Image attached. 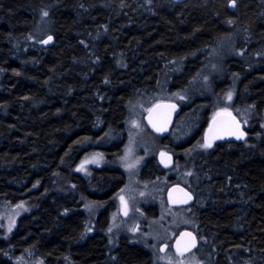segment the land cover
Listing matches in <instances>:
<instances>
[{"label":"trees","instance_id":"trees-1","mask_svg":"<svg viewBox=\"0 0 264 264\" xmlns=\"http://www.w3.org/2000/svg\"><path fill=\"white\" fill-rule=\"evenodd\" d=\"M229 4L0 0V207L33 205L10 232L0 225V264H17L29 252L43 264L152 263L143 245L106 233L107 208L95 213L87 232L90 214L80 195L109 199L123 180L120 169L94 168L86 179L76 167L91 148L119 152L133 94L154 93L170 63V89L189 95L176 100L181 112L158 138L173 152L174 166L190 167L186 184L180 183L195 196L189 206L199 239L193 256L201 264H264V137L217 142L182 159L202 143L211 111L210 94L196 86L190 91L201 51L225 38L231 25L244 32L237 40L241 52L227 59L211 87L224 92L236 77L234 105L246 102L257 114L264 109V0H236L235 9ZM47 35L53 43L41 46ZM164 171L156 157L141 167L143 180ZM65 180L73 191L54 188ZM146 211L154 216L156 207Z\"/></svg>","mask_w":264,"mask_h":264},{"label":"rangeland","instance_id":"rangeland-1","mask_svg":"<svg viewBox=\"0 0 264 264\" xmlns=\"http://www.w3.org/2000/svg\"><path fill=\"white\" fill-rule=\"evenodd\" d=\"M243 33L238 26L231 25L225 38L216 41L212 46L201 51L203 55L202 68L192 78L193 80L189 84L191 87L190 91H194L193 88L198 87L201 88L200 91L202 92L204 89L206 91L204 92L205 94H210L211 111L208 120L218 112H230L236 115L246 128L250 129L251 137H264V127H262L264 125V109L257 114L254 106L248 105L246 102L238 106L234 105L233 98L237 87L236 77H232L230 86L224 92H218V89L214 90L210 84L215 77L221 76L225 72V61L232 56H238L241 52L237 47V40L243 36ZM33 37L34 34L30 36V39ZM170 64L161 73L157 89L155 92L153 91L154 93L135 92L133 94L128 106L127 138L120 152L107 157L97 149L91 148L84 154L76 167V171H78L77 169H81L83 165V168L78 172L84 174L86 179L90 177L92 167L120 169L124 173L126 182L124 181L125 183L120 187L119 191L107 200L93 201L84 198L82 195H80V198L84 208L90 214V224L87 232L94 229L92 223L94 222L95 213H99L111 205L114 208L108 211L109 220L106 233L114 241H117L120 236H125L131 242L143 245L152 254L151 264H201L198 258L193 255H181L175 251H170L172 250L170 248L171 240L178 231L185 227L194 231L197 228V221L193 217L190 207H169L165 200L166 190L175 181L174 179L186 184L190 167L184 162L176 163L171 170L151 180H143L139 174L146 159L156 157L159 152L168 150L164 145L160 144L158 136L153 134L146 126L143 118L144 114L154 102L161 98H171V100L176 101L184 99L187 94L189 95L186 90L176 89L173 91L170 89L169 84L175 70L174 63ZM229 92L232 93L231 101L227 99ZM202 95L204 94L202 93ZM256 127L257 129L254 133ZM252 131L253 133H251ZM179 137L181 136L179 135ZM205 140L204 132L202 143ZM202 143L184 151L182 159L188 161L194 150L199 151V148H202L200 147ZM171 175L174 177V179L172 177L173 181L169 180ZM56 182L57 185H54V188L63 185L60 188L73 191L66 180L62 183ZM17 205H22V207H17ZM32 206V203L28 200L18 204L1 206V227L6 232H10L18 216L28 211L29 208L31 209ZM150 206L156 207L154 216H150L145 210V207ZM125 211L127 215H125ZM9 228H11L10 231ZM163 243L168 245V251L163 252L159 249V245ZM16 261L17 264H43L30 252L22 254Z\"/></svg>","mask_w":264,"mask_h":264},{"label":"water","instance_id":"water-1","mask_svg":"<svg viewBox=\"0 0 264 264\" xmlns=\"http://www.w3.org/2000/svg\"><path fill=\"white\" fill-rule=\"evenodd\" d=\"M175 2H179L182 0H173ZM231 9H235V7H230ZM49 36L47 35L43 37L40 40L41 46H48L53 43V36L52 41L48 44L42 43V41L46 40ZM172 106H175L174 108ZM152 109V112L150 113L148 110ZM146 113L144 114V122L147 125V127L150 129V131L155 134L158 137H164L172 128L175 118L179 115L181 112V105L174 100H158L154 104H152ZM220 115H214L216 116V121L213 123V118L211 119L206 131H205V137L206 139H212L214 135H221L223 136V139H214L213 141H226V140H236V141H243L248 137V132L244 128V125L242 121L239 120V118L231 113V116H229L227 113L230 112H219ZM213 116V117H214ZM233 117H235V120H233ZM155 125V127H154ZM213 126L212 132L209 131V126ZM238 127V131H237ZM158 128H162V131H158ZM236 132L239 134V132L244 133V139H236L234 135H231L230 133ZM161 153H164L165 155L162 156ZM170 158V159H169ZM157 160L160 166L167 170L172 168L174 164V156L169 151H161L157 154ZM183 191H180V190ZM185 193H188L192 196V200H190L187 204L182 203L186 197ZM166 201L169 206L173 207H179V206H188L191 205L195 201V196L193 192L186 187L183 184H172L170 185L166 190ZM190 233L191 235H187ZM193 237L195 238V247H192L193 243ZM198 245V237L194 231L191 229H183L179 232V234L176 236L174 242H173V248L177 252L184 251V253H187L191 250H194ZM179 249V251H178ZM185 249H190L185 251Z\"/></svg>","mask_w":264,"mask_h":264},{"label":"flooded vegetation","instance_id":"flooded-vegetation-1","mask_svg":"<svg viewBox=\"0 0 264 264\" xmlns=\"http://www.w3.org/2000/svg\"><path fill=\"white\" fill-rule=\"evenodd\" d=\"M226 62V61H225ZM217 88H215V90H216ZM219 113V112H218ZM217 114V113H216ZM215 114V115H216ZM214 116V115H213ZM213 116H211V118L208 120V122H207V125H206V127H205V130H204V132L206 131V129H207V127H208V125H209V123H210V121H211V119L213 118ZM144 118V117H143ZM176 119V118H175ZM145 123V122H144ZM174 125V124H173ZM147 126V125H146ZM173 127V126H172ZM244 128L247 130V132H248V137L245 139V140H243V141H236V140H226V141H213V146L217 143V142H238V143H244V142H246L248 139H249V137H251L250 136V129H248V128H246L245 126H244ZM172 129V128H171ZM171 129H170V131H171ZM150 130V129H149ZM252 133V132H251ZM168 135V134H167ZM165 137V136H164ZM159 138H163V137H159ZM125 143V142H124ZM124 143H121V144H119L120 146H119V152H120V150H121V147L124 145ZM164 151H169V150H164ZM119 152H117V153H111L110 155H108V154H105L107 157H110V156H113L114 154H118ZM169 152H171V151H169ZM172 154H173V152H171ZM173 156H174V154H173ZM156 160H157V155H156ZM157 163H158V160H157ZM174 163H175V156H174ZM159 164V163H158ZM159 166H160V164H159ZM173 166H174V164H173ZM172 166V167H173ZM161 167V166H160ZM95 167H92V170L94 169ZM162 168V167H161ZM163 169V168H162ZM172 168H170V169H167V170H165V169H163V170H165L164 171V173H166L168 170H171ZM121 171V170H120ZM122 172V171H121ZM123 173V172H122ZM139 174H140V177H141V179H144V178H142V173H141V170L139 171ZM173 177V175H171V176H169V178H172ZM172 180V179H171ZM126 182V180H124V173H123V180H121L120 181V183L118 184V186H115L114 187V191H112V196L111 197H113L118 191H119V189H120V187L121 186H123V184ZM176 183H179V184H182V183H180V182H177V181H173V183L172 184H176ZM171 184V185H172ZM110 197V198H111ZM165 200H166V194H165ZM166 203H167V201H166ZM194 203V202H193ZM168 205V204H167ZM169 206V205H168ZM190 205H188V206H179L180 208L181 207H189ZM169 207H173V206H169ZM179 207H173V208H179ZM114 207L113 206H111V205H109V206H107V210L108 211H111L112 209H113ZM146 208L147 207H145V210H146ZM147 212V211H146ZM109 220V219H108ZM107 220V221H108ZM183 229H190V228H183ZM183 229H181L180 231H182ZM192 231H194L193 229H191ZM180 231H178L176 234H175V236H174V238L171 240V243H170V248L172 249V250H170V251H175L177 254H180V252H177L176 250H174V248H173V242H174V240H175V238H176V236L179 234V232ZM195 233H196V231H194ZM196 235H197V233H196ZM125 236H120L119 238H124ZM198 237V236H197ZM126 238V237H125ZM118 240V239H117ZM198 244H199V239H198ZM197 247H198V245H197ZM196 247V248H197ZM168 245L166 244V243H163L162 245L160 244L159 245V249L161 250V251H163V252H165V251H168ZM196 248L194 249V250H191V251H189V252H187V253H184L183 255H193L194 253H195V250H196Z\"/></svg>","mask_w":264,"mask_h":264},{"label":"snow or ice","instance_id":"snow-or-ice-1","mask_svg":"<svg viewBox=\"0 0 264 264\" xmlns=\"http://www.w3.org/2000/svg\"><path fill=\"white\" fill-rule=\"evenodd\" d=\"M235 5H236V0H230V4H229V6L230 7H235ZM43 15L44 16H47L48 15V12L47 11H45V12H43ZM52 41V36H49L46 40H44V41H42V43H44V44H48V43H50ZM227 99L229 100V101H231V99H232V93L231 92H229L228 94H227ZM173 108L175 107V106H172ZM150 113L152 112V109H149L148 110ZM229 116H231V113H227ZM217 116H219L220 115V113H217L216 114ZM233 120H235V117H233ZM215 121H216V116H214L213 117V123H215ZM246 123V122H245ZM154 127H155V125H154ZM262 127H264V125H262ZM158 131H162L163 129L162 128H158L157 129ZM212 130H213V126L212 125H210L209 126V131L210 132H212ZM237 131H238V127H237ZM231 135H234L235 136V138L236 139H244V133L243 132H239V134H237L236 132H232V133H230ZM214 139H223V136H221V135H214L213 136V138L212 139H206L205 140V142H203L201 145H200V147H202V148H204V149H210V148H212L213 147V140ZM161 155L162 156H164L165 154L164 153H161ZM170 159V158H169ZM83 168V165L81 166V169ZM81 169H77L78 171L79 170H81ZM189 175H191V173H188ZM180 191H183L182 189L180 190ZM185 199L183 200V201H181L182 203H184V204H187L190 200H192V196L191 195H189L188 193H185ZM122 200H123V198H121ZM17 207H22V205H17ZM125 215H127V212L125 211ZM11 230V228H9V231ZM109 231H111V229H109ZM187 235H191L190 233H188ZM192 247H195V238L193 237V243H192V245H191ZM187 250H190V249H185V251H187ZM178 251H179V249H178ZM180 254L181 255H183L184 254V251H180Z\"/></svg>","mask_w":264,"mask_h":264}]
</instances>
